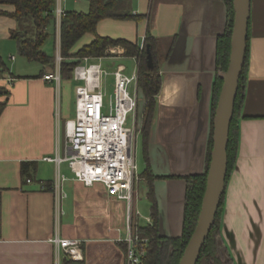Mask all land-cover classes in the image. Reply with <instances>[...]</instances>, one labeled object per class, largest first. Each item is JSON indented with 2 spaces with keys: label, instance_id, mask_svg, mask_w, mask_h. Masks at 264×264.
I'll return each mask as SVG.
<instances>
[{
  "label": "crops",
  "instance_id": "1",
  "mask_svg": "<svg viewBox=\"0 0 264 264\" xmlns=\"http://www.w3.org/2000/svg\"><path fill=\"white\" fill-rule=\"evenodd\" d=\"M152 3L131 0L132 12L146 17L104 18L96 32L142 45L148 29L166 54L160 61L161 85L145 147L144 97L137 91L134 149L139 134L143 168L138 182H145L148 199L147 179L141 173L149 169L156 176L152 184L162 230L178 236L185 194L182 177L200 174L206 167L216 42L226 27L227 6L223 0H157L150 24ZM12 10L11 5L0 4V11ZM18 23L0 14V57L6 66L0 86L8 91L0 96L5 100L0 113V264L70 261L52 242L56 236L78 241L82 258L72 259V264H126L127 203L108 196L99 183L76 180L66 161L45 159L66 154L65 121L75 111L73 81L62 79L56 85L44 80L53 69L42 65L37 74H15L18 46L11 32ZM93 37L84 34L73 50ZM247 44L238 152L225 186L220 230L234 264H264V0H250ZM122 50L117 56L89 57L88 62L103 65L125 56ZM125 57L135 61L137 70L136 59ZM56 180L61 196L53 188ZM134 191L133 231L150 222L149 199L143 217L136 185Z\"/></svg>",
  "mask_w": 264,
  "mask_h": 264
},
{
  "label": "trees",
  "instance_id": "2",
  "mask_svg": "<svg viewBox=\"0 0 264 264\" xmlns=\"http://www.w3.org/2000/svg\"><path fill=\"white\" fill-rule=\"evenodd\" d=\"M89 8L87 12L66 10L60 17L59 29V54L60 77L61 80L73 81V69L82 62L83 57H100L110 46H121L122 54L134 57L137 62V83L138 89L144 97V111L141 125L142 142L146 144L150 126L156 108V96L161 85L160 61L166 58L160 50L158 40L152 36L147 29L142 47L137 42L125 38H114L97 34V23L104 18L118 20L139 21L146 17L133 13L131 0H88ZM227 6V21L224 31L218 35L216 42V76L212 86L211 118L213 120L214 109L218 94L221 88L223 74L227 69L230 39L233 22L232 0H223ZM0 4H8L13 7L12 11H0V14L7 15L20 21L24 17H30L34 25V34L27 35L25 31L15 29L11 36L16 39L18 51L29 60L39 61L44 66L54 69L55 58L48 55L43 49L42 44L47 37V27L55 24V0H0ZM86 33H91L93 39L73 50L76 43ZM248 43V36H247ZM152 58L149 65L147 54ZM248 44L246 48L244 65L240 74L238 90L234 102L233 116L229 127V138L227 143V175L226 183L236 162L239 129L238 120L244 99V90L247 73ZM6 69L5 63L0 57V75ZM42 74L44 69H42ZM74 82V81H73ZM8 91L0 86V96L7 95ZM5 105V100L0 101V113ZM212 148V127L208 140L206 167L204 172L183 176L185 180V194L183 205L182 231L178 236L159 235V212L156 198L153 192V180L156 178L149 169L144 170L141 176L147 179V196L150 201V222L144 226L137 227L136 232L141 238H146L144 245L145 252L141 256L138 264H178L183 249L194 230L197 216L200 209L201 199L205 188L206 171L210 159ZM223 198L215 215L214 222L210 228L208 236L201 248L196 264H234L233 259L227 251L221 239V214L223 210ZM64 261L63 264H72Z\"/></svg>",
  "mask_w": 264,
  "mask_h": 264
},
{
  "label": "built area",
  "instance_id": "3",
  "mask_svg": "<svg viewBox=\"0 0 264 264\" xmlns=\"http://www.w3.org/2000/svg\"><path fill=\"white\" fill-rule=\"evenodd\" d=\"M63 11L60 0H57L55 15L58 19ZM60 60L58 52L54 69L43 75L44 80L60 84ZM88 60L89 57H83L82 62L73 69V81L78 84L74 88V117L65 121L66 154L45 159L58 163L66 161L76 180L85 185L99 183L108 196L127 203V227L130 233L125 240L126 264H138L145 252L147 239L141 238L137 229L133 231L132 228L134 189L140 177L134 149L136 131L134 124L127 125L128 116L135 115L138 103L137 70L127 75L125 67L117 65L110 72L101 63H89ZM109 75L113 77V99L109 100L106 110L104 79ZM53 188L60 193L58 180ZM52 242L73 260L82 258L77 240L56 236Z\"/></svg>",
  "mask_w": 264,
  "mask_h": 264
},
{
  "label": "water",
  "instance_id": "4",
  "mask_svg": "<svg viewBox=\"0 0 264 264\" xmlns=\"http://www.w3.org/2000/svg\"><path fill=\"white\" fill-rule=\"evenodd\" d=\"M233 22L227 69L223 74L212 120V148L206 171L205 188L201 199L196 225L179 259L178 264H196L225 191L227 175V143L234 111L238 83L244 65L250 0H232ZM149 65L152 64L147 54ZM159 235L164 234L159 220Z\"/></svg>",
  "mask_w": 264,
  "mask_h": 264
},
{
  "label": "rangeland",
  "instance_id": "5",
  "mask_svg": "<svg viewBox=\"0 0 264 264\" xmlns=\"http://www.w3.org/2000/svg\"><path fill=\"white\" fill-rule=\"evenodd\" d=\"M156 3L157 0H153L152 6L150 8L151 11V18H150V24H152V21L155 16V10H156ZM61 7L64 11L66 10H72V11H79V12H87L89 8V1L88 0H60ZM57 5V0H56ZM60 19H58L55 15V24H49L47 27V37L44 40L42 44V49L50 56L56 57V55L59 52V43H58V24ZM18 30L25 31L27 35L32 36L34 34V25L33 21L30 17H24L22 18L18 23ZM122 47L121 46H110L106 49L104 54L101 57H109V56H117L121 52ZM123 51V50H122ZM17 60L14 62V70L15 74L22 73V74H37L41 70V64L39 61L35 60H29L23 55L19 53V51L14 53ZM122 63L125 67V74L132 75L136 72V63L131 58L122 56L119 57V59H111L107 60V63H104L102 66L104 69L108 71H113L117 64ZM53 69V68H52ZM51 69V70H52ZM62 81V80H61ZM62 83V82H61ZM77 82L71 83V92L73 95V101L75 105V92L74 88L77 85ZM104 91H105V109H108L109 100L113 99V77L111 75L107 76L104 79ZM130 91L132 92V87H130ZM140 92H139V98H140ZM134 124V115H129L127 119V125L133 126ZM143 152H142V143H141V137L139 134L136 136V143H135V160L137 167L140 168L137 173H140L141 169L143 168ZM136 188H138V207L141 210L142 216L144 217V214H147V208L149 202L146 197V185L144 181L137 182ZM144 222V221H143Z\"/></svg>",
  "mask_w": 264,
  "mask_h": 264
}]
</instances>
